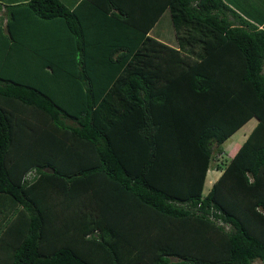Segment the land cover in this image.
I'll return each mask as SVG.
<instances>
[{
	"label": "trees",
	"instance_id": "trees-1",
	"mask_svg": "<svg viewBox=\"0 0 264 264\" xmlns=\"http://www.w3.org/2000/svg\"><path fill=\"white\" fill-rule=\"evenodd\" d=\"M0 204V264H264V26L224 0L0 3Z\"/></svg>",
	"mask_w": 264,
	"mask_h": 264
},
{
	"label": "crops",
	"instance_id": "crops-1",
	"mask_svg": "<svg viewBox=\"0 0 264 264\" xmlns=\"http://www.w3.org/2000/svg\"><path fill=\"white\" fill-rule=\"evenodd\" d=\"M14 1H22V0H0V3H7V2H14ZM62 1H64L69 8H72L76 4V2L78 0H62ZM224 2H226L231 8H233L235 11H237L243 17L248 18L251 21H253L255 24H257L258 27L264 26V0H224ZM165 12L166 11H164L158 17L157 21L153 25L152 30L149 33L151 35L159 38V40L166 41L167 39L168 40L170 39L173 42V44H170V45L171 46H176V44L173 41V37H172V28L170 30V28H168V26L161 27V22L160 21H161V18L164 15ZM251 119L252 118H250L249 120H251ZM249 120H247L246 122H248ZM251 122L252 123L249 126V132L251 131V129L256 124V119H252ZM246 136L247 135H243L242 136V134H240L239 140H241V141L244 140ZM213 151L215 152V149ZM222 152H224V150L221 147V152L219 153L220 156H221ZM215 154L217 156V154H218L217 151H216ZM218 163H220V161L218 162L215 158H213V160L209 163V166L206 169L205 176H204V181H203V185H202V194H205L209 190V188L212 185V183L219 176L220 170L218 169ZM209 168L211 170V173H209V175L207 176V171H208ZM205 182L207 183L208 190L205 193H203V187H204ZM253 263H251V264H253Z\"/></svg>",
	"mask_w": 264,
	"mask_h": 264
},
{
	"label": "rangeland",
	"instance_id": "rangeland-1",
	"mask_svg": "<svg viewBox=\"0 0 264 264\" xmlns=\"http://www.w3.org/2000/svg\"><path fill=\"white\" fill-rule=\"evenodd\" d=\"M61 2L63 4L66 5V3L64 1L61 0ZM67 6V5H66ZM161 27H165L168 26V28H170L171 30V25H170V21H169V17L167 12L164 13V15L161 18ZM163 25V26H162ZM255 119V118H252ZM251 120H249L248 122H246L243 126H241L239 129H237L233 134H231L221 145L222 149L224 150V152L221 153V156H216L215 155V159L219 162L221 161H226L233 153L234 151L237 149V147L240 145V143L243 141L239 140V136L240 134L243 135H247V133L249 132V126L251 125ZM214 162V161H213ZM209 173H211L210 168L207 171V176L209 175ZM208 190V186L207 183L205 182L204 187H203V193H205ZM3 205V204H0ZM4 211H0V214L3 215ZM2 224V223H0ZM253 264H261L259 261H255Z\"/></svg>",
	"mask_w": 264,
	"mask_h": 264
},
{
	"label": "clouds",
	"instance_id": "clouds-1",
	"mask_svg": "<svg viewBox=\"0 0 264 264\" xmlns=\"http://www.w3.org/2000/svg\"><path fill=\"white\" fill-rule=\"evenodd\" d=\"M219 154H217V156H218ZM214 158H215V156H214ZM220 222V221H219ZM220 224H222L221 222H220Z\"/></svg>",
	"mask_w": 264,
	"mask_h": 264
},
{
	"label": "built area",
	"instance_id": "built-area-1",
	"mask_svg": "<svg viewBox=\"0 0 264 264\" xmlns=\"http://www.w3.org/2000/svg\"><path fill=\"white\" fill-rule=\"evenodd\" d=\"M220 223V222H219Z\"/></svg>",
	"mask_w": 264,
	"mask_h": 264
}]
</instances>
